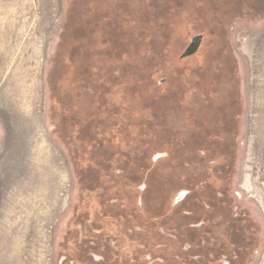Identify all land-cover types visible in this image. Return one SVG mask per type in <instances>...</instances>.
<instances>
[{"label":"rangeland","instance_id":"rangeland-1","mask_svg":"<svg viewBox=\"0 0 264 264\" xmlns=\"http://www.w3.org/2000/svg\"><path fill=\"white\" fill-rule=\"evenodd\" d=\"M211 1L217 15H224L215 32L192 18L187 20L188 26L181 20L170 21L171 11L177 9L191 15L192 5H185L188 0H88L91 6L84 0H0V264H59L74 234L75 217L84 220L98 204L99 192L86 189L100 181L108 157L119 159L121 167L123 158L129 160L127 165L134 164L133 153L140 144L133 130V123H139L134 118L138 100L132 94V79L126 77L133 76L136 68L132 64L141 49L131 54L127 50H132L131 43L137 41L140 31L146 34L145 52L157 61L179 56L189 36L200 30L211 35L206 44L212 51L220 43L224 49L228 45L232 62L220 67L219 79L229 85L209 87L219 95L220 118L230 121L229 128L234 127L230 193L237 213H245L253 234L248 259L240 264H264V0ZM142 3H158L159 12L169 15L157 25L143 27L138 22L144 16L140 17L138 24L126 30L123 13H137ZM202 3L205 5L195 0L193 8ZM94 8L119 10L113 18L120 49L104 52L101 48L105 21ZM144 11L149 17L150 11ZM214 41L220 42L218 47L210 45ZM164 45L169 48L166 52ZM106 53L111 60H106ZM111 64L119 68L124 81L131 79L128 85L116 86V70L110 73ZM149 67L148 63L146 71ZM171 78L173 85L183 80L174 70ZM98 86L108 92L95 94ZM179 91L167 86L162 92L173 98L181 95ZM95 96L97 106L104 108L108 103L114 116L112 120L103 116L89 126ZM74 113L79 117L76 122ZM227 124L224 128L228 129ZM180 148L181 153H192L180 154L181 164L177 162V176L186 180L182 167L199 162L196 150L203 148L197 139ZM142 153L138 150L137 156L141 158ZM159 164L165 171L164 163ZM173 188L177 187H168L166 194ZM168 208L167 201L163 212ZM210 220L220 229L214 217ZM122 257L120 261L125 263Z\"/></svg>","mask_w":264,"mask_h":264},{"label":"flooded vegetation","instance_id":"flooded-vegetation-1","mask_svg":"<svg viewBox=\"0 0 264 264\" xmlns=\"http://www.w3.org/2000/svg\"><path fill=\"white\" fill-rule=\"evenodd\" d=\"M207 33L189 36L181 54L172 59L174 64L187 69L188 76L182 77L178 85L169 81L163 86L180 90L181 95L175 98H182L181 112L188 122L183 124L185 129L181 128L185 141H180L179 145L186 147L192 140L200 141L203 150H196L199 162H190L189 167L185 163L183 169L186 172L182 178L186 180L179 179L177 162L179 160L181 164L180 154L184 157L192 153H181V150L179 153L172 144L166 143L167 138L165 140L162 135H157L154 147H164L166 153L154 151L153 144L146 153L142 151L143 155L138 157L140 160L135 165H127V160L123 158L124 167L119 165V159L108 157L100 181L86 189L88 192H99L98 204L88 215H84V220L80 219V215L75 217L71 227L74 234L67 242L66 254L59 257V264H240L241 260L248 259L247 252L253 244L252 229L247 226L245 213H237L230 193L234 164L231 160L235 158V151H232L234 127L229 128L227 124L228 129L220 131L218 107L221 103L217 101L218 94H215L216 105L213 108L206 106L208 89L213 88L209 85H229V81L223 84L220 79L211 84V79L205 77L206 73L211 72V66L215 65V62L212 64L213 60H209L210 54L218 51L208 47ZM197 36H200L197 50L192 55L182 57ZM219 43L214 41L210 45L214 47ZM218 48L227 57L226 61H219L223 65L232 64L227 55L228 45L224 49L220 43ZM211 73L216 74V70ZM220 75L221 68L216 77ZM164 83L165 79H160L156 81V86L162 87ZM147 84H144L146 90L151 89ZM195 87L199 89L198 96L189 97L187 90ZM163 88L159 94L161 99L154 107H159L164 99L172 98L163 94ZM226 104L230 109L231 103ZM206 113L214 115L213 122L211 125H200ZM215 134L222 137L219 144L212 141ZM161 142L165 144L160 145ZM162 155L165 157H160ZM160 162L164 163L165 171ZM84 168H87V164ZM162 177L167 180L164 181L165 185L160 182ZM173 185L177 188L166 194L167 188ZM120 190L127 193L121 195ZM167 201L169 208L163 212ZM210 217L216 219L220 229L212 226ZM122 256L125 263L122 259L120 261Z\"/></svg>","mask_w":264,"mask_h":264},{"label":"trees","instance_id":"trees-1","mask_svg":"<svg viewBox=\"0 0 264 264\" xmlns=\"http://www.w3.org/2000/svg\"><path fill=\"white\" fill-rule=\"evenodd\" d=\"M84 1L85 3L89 4L88 0H84ZM194 1L195 0H188V2H186L185 4V5H192V8L189 7L191 11V15H189L188 11L182 10L184 12L183 13L182 11L178 9L174 10V12L171 11L169 15V13L166 14L163 12H159L158 7H157L158 3L156 5L142 3L141 10L138 11L137 13L132 14V15L130 14V11H128L129 13L128 12L123 13L124 17H123L122 24L124 27L126 25L125 27L126 30L127 29L129 30L132 26L138 23L142 24V27L146 23H150V25H157L169 15L170 21L172 23L173 22L178 23V20L179 21L181 20L182 22L181 21L180 22L184 23L183 26H188L190 21H187V20H191L192 18V19H196L198 22H205V25L207 27H210L211 31L215 32L214 29H216L217 25H219L220 19L223 18L224 15H217L216 10L211 8V6L213 5L212 4L213 2L211 0H205L207 1L206 3L204 0H202V2H204L205 5H203L202 3V4H199L200 6H195L193 8V5H195ZM124 5L128 6L126 3H124ZM100 9L101 8L93 9L94 13L97 14L98 18L99 19L102 18V20L105 21L104 23H102L103 25L102 27L104 29L103 31L104 37L102 38V41L100 42V46L104 52H108L110 51V49H112V51L116 49H120L119 34L117 33L116 29H114L115 21L113 18L115 14L118 13L119 10L117 11V8H115L112 11H110V9L105 8L103 10L101 9V12H100ZM114 10H115V13H114ZM144 10L150 11L151 14L149 17L145 15L147 12ZM176 14H178V17L175 16ZM140 17H143V20L137 23ZM160 26L163 27V25L161 24ZM126 30H125V33H126ZM203 33H207V32L205 30H200V33L198 34H203ZM187 34H189V31L187 32ZM208 37L211 38V35L208 34ZM145 38H146V34L140 31L139 38L136 39L137 41L134 44L131 43L132 46H130L131 47L130 49L132 50H127L128 54H131L133 52H136L137 49H141L140 50L141 53L139 52V59L135 61V63L132 64L134 65V68H136L133 76L127 75L126 77V78L132 79L131 81L132 82V94L134 96V99L136 97V100H138L136 102L138 103L141 101V104H138V108L134 112V118H138L139 123H136V122L135 124L133 123V130L137 135H139L138 137L140 140V144L136 146V152L134 151L133 153L134 156H133L132 161L134 164L137 160L138 161L136 163H138L140 160L138 159V156H137L138 150H141L144 153H146L150 148L152 149V145L154 144V141L157 139V135L159 136L162 135V137L165 140L167 138L166 143L172 144L174 149L180 153V149H181L179 145L180 141L182 140L185 141L181 128L184 126L183 124L188 122V120L185 118V115L181 112V109L183 108V102H182V98L180 99V97L179 99H176L175 97L166 98L162 101V103L159 104V107H154L155 103L159 102L161 99L159 95L161 92V89L163 88L165 84L169 83L170 79H172L171 72L173 70L175 71V74L182 75V77H187L188 75L186 74L187 69L182 68V66H178L174 64V61H173L174 59L173 60L168 59V57L164 56L163 59L154 61L153 60L154 55L150 56L149 52L148 53L145 52L147 51L145 50V46H147L144 43ZM150 45H151L150 48L151 47L153 48V46H155L152 40L150 41ZM164 46H167V47L164 48ZM164 46L162 47V49H164L163 52H166L165 50H168L169 48H168V45H164ZM83 48H84V45L82 46V50ZM212 54L213 55L209 57V60H213L212 64H214V62L216 63V61L218 62L219 59L220 60L225 59V61L227 59V57L223 54L222 49L218 48V51ZM105 57H106V60H111L110 57L112 56L107 54ZM148 63L150 67H149V70L146 71ZM221 64L222 63L220 62L218 66L212 65L210 68L211 72L213 70H216V74L219 73L220 67L222 66ZM111 67L112 69L110 73L114 69L116 70L114 72V78L116 80L115 82L117 83L116 86L118 87L123 86L124 84H127V81L131 80V79H126L127 81H124V79L122 78V75L120 76V71L118 70L119 68L117 66L115 67L113 64H111ZM211 72L206 73L205 77L207 79H211L210 80L211 84H215V82L218 81L219 78L216 77V74L213 75V73ZM118 74H119V77H118ZM160 79H165V83L162 85V87H157L156 81ZM95 82H98V81H95ZM145 83H148V86H150L151 89L146 90V88L144 87ZM185 86L186 84L184 83V88ZM101 90H100V87L98 86L96 90H94L93 92L97 94V93H101ZM187 91H188L189 97L190 96L196 97L198 96V93H199V89L196 87L192 89H188ZM208 91H209V95L207 97L206 106L209 108H213L216 105L215 91L213 89L211 90L208 89ZM102 92L107 93L108 91L106 89H103ZM78 96L82 97V94H78ZM96 97L97 96H95V99L93 98L94 100H92V104L94 103L95 105L91 106V108H94V109L92 111L93 114L91 113L89 117L90 120L88 119L89 126L92 125V123L96 125V123H98V121H100V119H102L103 116H106L107 120H112V117L114 116V111L109 109L108 103L105 105L104 108L103 107L100 108L97 106L96 103L98 101L96 100ZM213 117L214 115L206 113V117L204 118L203 122L200 121V125H203V124L211 125V123L213 122ZM76 118H79V117H77V115L74 113L73 122H76ZM225 120L226 119L224 120L221 119L220 131H223L222 129L226 126L228 122L227 120L226 121ZM145 124L147 125L148 128L145 126ZM185 128L186 127H183V129ZM213 131H216V130L213 129ZM221 138H222L221 136H218V134H215V140H212V139L211 140L215 144L217 143L219 144L220 143L219 140H221ZM171 140H172V143H171ZM161 144L163 145L165 143L161 142L160 145ZM216 147L218 148V146ZM161 152L166 153L167 151L164 150ZM167 155H169V153L166 154V156ZM128 163H129V160L127 159V164ZM186 166L189 167V164L186 163ZM118 170L123 171V169H120V168H118ZM165 180H166L165 177H162L160 182L164 183L163 185H165V182H164ZM113 199H116V198H112V200Z\"/></svg>","mask_w":264,"mask_h":264},{"label":"water","instance_id":"water-1","mask_svg":"<svg viewBox=\"0 0 264 264\" xmlns=\"http://www.w3.org/2000/svg\"><path fill=\"white\" fill-rule=\"evenodd\" d=\"M198 39H200V36L193 38L192 42L189 44V46L185 50L182 57L192 55L197 50L198 45H199V43H197Z\"/></svg>","mask_w":264,"mask_h":264}]
</instances>
